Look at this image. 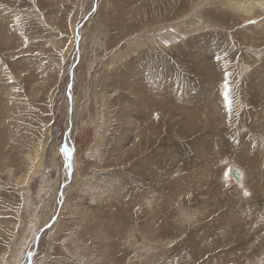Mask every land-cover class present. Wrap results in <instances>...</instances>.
Wrapping results in <instances>:
<instances>
[{
    "label": "rangeland",
    "instance_id": "rangeland-1",
    "mask_svg": "<svg viewBox=\"0 0 264 264\" xmlns=\"http://www.w3.org/2000/svg\"><path fill=\"white\" fill-rule=\"evenodd\" d=\"M172 261L264 264V0H0V264Z\"/></svg>",
    "mask_w": 264,
    "mask_h": 264
},
{
    "label": "bare ground",
    "instance_id": "bare-ground-1",
    "mask_svg": "<svg viewBox=\"0 0 264 264\" xmlns=\"http://www.w3.org/2000/svg\"><path fill=\"white\" fill-rule=\"evenodd\" d=\"M190 8V7H189ZM130 12H135V10H132V11H130ZM177 12V11H176ZM204 12V11H203ZM140 13V12H139ZM200 14H202V12H200ZM188 14H184V15H182L181 16V18L183 17H185V16H187ZM204 15V14H203ZM200 16H202V15H200ZM200 16H198V17H200ZM178 17H180V16H178ZM177 17V18H178ZM204 17V16H203ZM202 20H204V19H202ZM158 21V20H157ZM201 21V20H200ZM207 27H211L210 25H206ZM153 72V71H152ZM206 73V72H205ZM204 73V74H205ZM139 74V73H138ZM207 74V73H206ZM135 75V74H134ZM141 75V74H140ZM208 75H209V73H208ZM137 77H138V75H137ZM136 80V79H135ZM134 81V80H133ZM132 81V82H133ZM131 82V83H132ZM152 82H154L155 83V81H152ZM134 83V82H133ZM139 83V82H138ZM115 84V83H114ZM113 84V85H114ZM204 85V84H203ZM208 85V86H207ZM207 85H204V86H200V89H199V91H197L198 93H199V95H204L203 93H206V92H212V94L213 95H215V92H213V90L211 89V88H209V84L207 83ZM204 91H206V92H204ZM211 94V93H210ZM217 94H220V92L218 91V93ZM206 96H208L209 95V93H208V95L207 94H205ZM140 97H141V95H140ZM141 99V98H140ZM258 100V99H257ZM77 102V101H76ZM73 104H74V106H73V111H72V113H73V116L68 120V122L66 123V127L68 128L69 127V124L71 123V124H73V121H75V118H76V114H77V110L75 109L76 108V106H75V100L73 99ZM210 108V107H209ZM215 109V108H214ZM212 111V110H211ZM257 112V111H256ZM155 124V123H154ZM66 128V129H67ZM141 144V143H140ZM145 144H146V142H145ZM148 145H149V143H148ZM64 173L65 174H67V172L64 170ZM241 173V172H240ZM242 175V174H241ZM243 178H245V176H243L242 175V179ZM242 179L240 180V181H238V183H240L241 181H242ZM243 181H244V179H243ZM237 182V181H236ZM244 183V182H243ZM245 185V184H244ZM140 219V218H139ZM46 223V222H45ZM153 227V226H152ZM142 233H145V234H147V230L145 229V230H143L142 229ZM146 236V235H145ZM144 236V237H145ZM159 236V235H158ZM149 237V236H148ZM153 239V238H152ZM158 239H160V238H158ZM158 239H155L154 241H158ZM148 240H150L149 238H148ZM151 241V240H150ZM170 241V240H169ZM160 242V241H159ZM124 254V253H123ZM127 254V253H126ZM165 254V253H164ZM183 260H187V259H183ZM180 261V260H179ZM177 262H178V260H177ZM182 264H185V263H183V262H181ZM181 263H179V264H181ZM145 264V263H144ZM164 264V263H163ZM171 264H174V262L172 261V263ZM178 264V263H177ZM189 264V263H188Z\"/></svg>",
    "mask_w": 264,
    "mask_h": 264
},
{
    "label": "water",
    "instance_id": "water-1",
    "mask_svg": "<svg viewBox=\"0 0 264 264\" xmlns=\"http://www.w3.org/2000/svg\"><path fill=\"white\" fill-rule=\"evenodd\" d=\"M71 84V83H70ZM66 133H68V130H66ZM64 149L65 150H67L66 149V147L64 146ZM66 155L67 156H69V152L68 151H66ZM66 164H68V157H67V160H66ZM66 170V172H67V174H68V177H70V171L71 170H69V171H67V169H65ZM232 176H233V179L235 180V181H240L241 179H242V175H241V173L238 171V170H236V169H234L233 171H232ZM36 244H37V242H36Z\"/></svg>",
    "mask_w": 264,
    "mask_h": 264
},
{
    "label": "snow or ice",
    "instance_id": "snow-or-ice-1",
    "mask_svg": "<svg viewBox=\"0 0 264 264\" xmlns=\"http://www.w3.org/2000/svg\"><path fill=\"white\" fill-rule=\"evenodd\" d=\"M224 88H225L224 100L226 102V105H227L229 111H231V100L229 99V86H228L227 81H225ZM65 151H67V150H65ZM245 195H248V193L245 192Z\"/></svg>",
    "mask_w": 264,
    "mask_h": 264
}]
</instances>
